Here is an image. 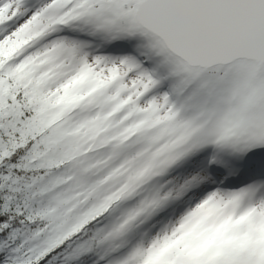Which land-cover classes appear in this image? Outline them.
Wrapping results in <instances>:
<instances>
[{
	"label": "snow or ice",
	"instance_id": "1",
	"mask_svg": "<svg viewBox=\"0 0 264 264\" xmlns=\"http://www.w3.org/2000/svg\"><path fill=\"white\" fill-rule=\"evenodd\" d=\"M90 255L264 264V0H0V264Z\"/></svg>",
	"mask_w": 264,
	"mask_h": 264
},
{
	"label": "rangeland",
	"instance_id": "2",
	"mask_svg": "<svg viewBox=\"0 0 264 264\" xmlns=\"http://www.w3.org/2000/svg\"><path fill=\"white\" fill-rule=\"evenodd\" d=\"M78 34V33H76ZM169 83L170 82H166L164 87L167 88L169 86ZM180 173L179 174V178H181L184 174V169L183 168H178ZM236 184H244L246 182H248V178L247 177H240L239 179H237L236 181ZM185 207V206H184ZM184 207L178 212V213H170L166 219V221L171 218L173 215H178L181 211H183ZM166 210H164L163 212H165ZM159 213L157 215L161 217L162 213ZM165 221V222H166ZM163 225V223L159 224L156 229L154 230V232L159 229L161 226ZM141 231H144L143 228L141 229ZM227 229L226 228H217L214 230L215 232V236H209V233L212 232V231H209V230H204V231H201V232H193V233H187L185 234V237H181V238H178L177 241H175L174 243H181L183 240L187 239V243L185 244V247H192L193 245L195 246L193 248V250H201V251H204V250H207L208 248L214 246V245H220V244H225V243H231L233 238L229 237L228 239H225V233H226ZM138 238V237H137ZM201 240H207V243H205L202 247H198L195 245V241H201ZM189 241H193V243H189Z\"/></svg>",
	"mask_w": 264,
	"mask_h": 264
},
{
	"label": "trees",
	"instance_id": "3",
	"mask_svg": "<svg viewBox=\"0 0 264 264\" xmlns=\"http://www.w3.org/2000/svg\"><path fill=\"white\" fill-rule=\"evenodd\" d=\"M178 173H180V171L177 168L171 175L179 178L180 176ZM184 206H185V203L183 201H179L175 204L170 205L166 209V211L162 213L161 217L156 216L148 224H145L142 227L143 230L144 231H146V230L154 231L159 224L164 223V221H166V219L170 213H178ZM96 259H97V257L95 255H90V256L85 257L83 260L79 261L78 264H94Z\"/></svg>",
	"mask_w": 264,
	"mask_h": 264
},
{
	"label": "clouds",
	"instance_id": "4",
	"mask_svg": "<svg viewBox=\"0 0 264 264\" xmlns=\"http://www.w3.org/2000/svg\"><path fill=\"white\" fill-rule=\"evenodd\" d=\"M209 236H215V232L214 231L210 232ZM189 243L191 244L193 243V241H189ZM194 243L196 246L202 247L205 243H207V240L195 241Z\"/></svg>",
	"mask_w": 264,
	"mask_h": 264
}]
</instances>
